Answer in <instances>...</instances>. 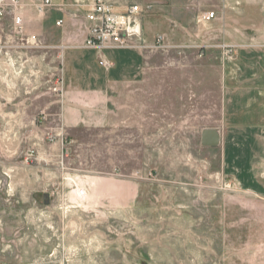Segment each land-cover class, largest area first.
<instances>
[{"label":"rangeland","instance_id":"1","mask_svg":"<svg viewBox=\"0 0 264 264\" xmlns=\"http://www.w3.org/2000/svg\"><path fill=\"white\" fill-rule=\"evenodd\" d=\"M21 1L41 41L87 35L92 0L44 16ZM109 1L163 37L148 65L165 71L163 102L64 119V89L37 72L20 93L34 104L0 119V264H264V0Z\"/></svg>","mask_w":264,"mask_h":264},{"label":"crops","instance_id":"2","mask_svg":"<svg viewBox=\"0 0 264 264\" xmlns=\"http://www.w3.org/2000/svg\"><path fill=\"white\" fill-rule=\"evenodd\" d=\"M142 31L143 41L146 44L154 43L156 37L148 26H143ZM81 41L82 39L79 42ZM41 42L44 47L25 52L24 56L28 61L23 75L4 76L0 73V119H13L12 122L17 119L18 123L19 108H30L34 104L35 97L21 100L20 93H35L37 72L47 76L49 83L55 80L56 75L62 74L66 99L64 119H87L85 112L88 108L102 109L110 106L118 107L123 112L124 116L120 119H126L127 116H131L127 119H138L131 114L132 109L137 113L134 107L139 104L142 106L144 101L147 103L149 95L150 98L153 96L156 101L163 102L165 71L162 66H148L151 58L157 54L154 49L136 45L130 48L105 49L100 54L111 63L109 68H105L101 55L95 49L66 46L72 42V38ZM48 44L55 45L52 47L54 51L50 50ZM37 50L45 51L37 54ZM5 109H10L11 112L5 115ZM125 109H129L128 113ZM114 119L117 117L114 116ZM139 119L147 117L140 116ZM226 156L230 161V152Z\"/></svg>","mask_w":264,"mask_h":264},{"label":"built area","instance_id":"3","mask_svg":"<svg viewBox=\"0 0 264 264\" xmlns=\"http://www.w3.org/2000/svg\"><path fill=\"white\" fill-rule=\"evenodd\" d=\"M53 3V0H38L33 6L39 16H44ZM24 7L21 0H0V73L4 76L23 75L28 61L24 56L25 52L45 46L36 34L27 32ZM140 12L141 9L136 4L119 13L109 0H92L85 13L87 35L81 43L76 42L72 46L95 49L99 55L105 49L130 48L135 45L145 49L165 47L162 36H157L152 44L143 41ZM215 17L214 11H204L199 15L198 21L209 23ZM7 19H10V24L5 30ZM62 23V19L56 21L57 25ZM100 59L105 68L110 67L111 63L106 58L101 55ZM63 84V76L59 73L50 82V88L55 92H62Z\"/></svg>","mask_w":264,"mask_h":264},{"label":"water","instance_id":"4","mask_svg":"<svg viewBox=\"0 0 264 264\" xmlns=\"http://www.w3.org/2000/svg\"><path fill=\"white\" fill-rule=\"evenodd\" d=\"M221 142V131L218 127H205L201 130L200 143L204 147L218 146ZM49 194H44V203H48Z\"/></svg>","mask_w":264,"mask_h":264}]
</instances>
